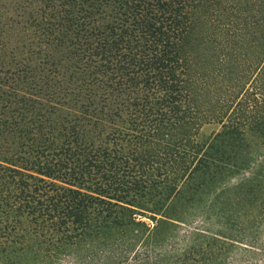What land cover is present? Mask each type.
I'll return each mask as SVG.
<instances>
[{
  "label": "trees",
  "instance_id": "16d2710c",
  "mask_svg": "<svg viewBox=\"0 0 264 264\" xmlns=\"http://www.w3.org/2000/svg\"><path fill=\"white\" fill-rule=\"evenodd\" d=\"M203 1L0 11V264H230L220 232L175 239V204L226 163L218 142L257 141L248 153L264 169V65L219 110L199 102L210 85L190 38ZM208 117L221 127L199 141Z\"/></svg>",
  "mask_w": 264,
  "mask_h": 264
},
{
  "label": "rangeland",
  "instance_id": "374dc122",
  "mask_svg": "<svg viewBox=\"0 0 264 264\" xmlns=\"http://www.w3.org/2000/svg\"><path fill=\"white\" fill-rule=\"evenodd\" d=\"M8 1L0 0V11L5 10ZM195 21L190 38L194 58L199 70L207 73L210 85L199 91L198 98L213 112L221 108L223 98H235L240 88H250L251 78L255 73L258 78L263 70L257 71L264 65V0H204ZM15 31L19 33L17 28ZM220 58L225 59L222 65ZM248 67L254 69L250 77L246 73ZM211 117L199 126V141H206L220 129L218 121ZM256 144L259 143L239 137L218 142L226 150V163L219 170L206 173L213 176L209 185L200 178V186L195 187L190 200L175 204L180 221L174 234L182 246L188 242L185 238L189 231L204 235L220 232L234 239L225 251L230 264L264 263V247L249 245H264V169L256 168L263 159L258 153H248ZM260 144V154L264 155V138ZM216 201L217 205L222 202L225 217L213 206ZM145 220L151 223L150 219ZM247 221L252 228L245 226Z\"/></svg>",
  "mask_w": 264,
  "mask_h": 264
}]
</instances>
